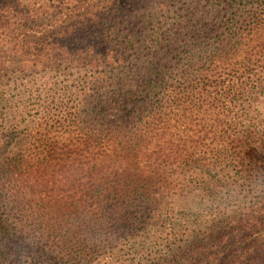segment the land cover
<instances>
[{
	"label": "trees",
	"instance_id": "1",
	"mask_svg": "<svg viewBox=\"0 0 264 264\" xmlns=\"http://www.w3.org/2000/svg\"><path fill=\"white\" fill-rule=\"evenodd\" d=\"M0 264H264V0H0Z\"/></svg>",
	"mask_w": 264,
	"mask_h": 264
},
{
	"label": "rangeland",
	"instance_id": "2",
	"mask_svg": "<svg viewBox=\"0 0 264 264\" xmlns=\"http://www.w3.org/2000/svg\"><path fill=\"white\" fill-rule=\"evenodd\" d=\"M23 141H24V137H21V138L17 141V143H18V144H19V143L22 144Z\"/></svg>",
	"mask_w": 264,
	"mask_h": 264
}]
</instances>
